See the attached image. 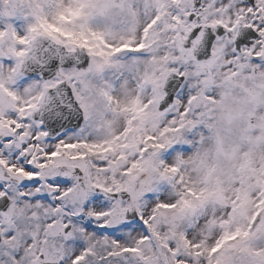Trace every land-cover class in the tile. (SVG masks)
Here are the masks:
<instances>
[{"label":"snow or ice","instance_id":"obj_1","mask_svg":"<svg viewBox=\"0 0 264 264\" xmlns=\"http://www.w3.org/2000/svg\"><path fill=\"white\" fill-rule=\"evenodd\" d=\"M0 264H264V0H0Z\"/></svg>","mask_w":264,"mask_h":264}]
</instances>
